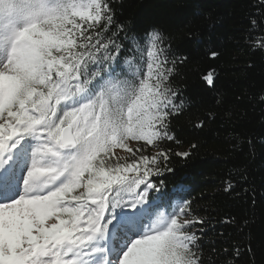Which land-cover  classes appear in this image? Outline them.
<instances>
[{"label": "snow or ice", "instance_id": "6c2138e0", "mask_svg": "<svg viewBox=\"0 0 264 264\" xmlns=\"http://www.w3.org/2000/svg\"><path fill=\"white\" fill-rule=\"evenodd\" d=\"M261 23L250 21L254 31ZM5 29L0 264H207L205 221L191 202L150 198L174 171L170 148L144 154L145 145L174 140L178 94L163 36L147 32L126 54L108 0H0ZM205 79L213 83L211 73Z\"/></svg>", "mask_w": 264, "mask_h": 264}, {"label": "trees", "instance_id": "16d2710c", "mask_svg": "<svg viewBox=\"0 0 264 264\" xmlns=\"http://www.w3.org/2000/svg\"><path fill=\"white\" fill-rule=\"evenodd\" d=\"M108 2L115 22L124 25L117 42L126 54L156 30L173 68L169 82L178 94L177 111L169 129L174 140L158 141L159 147L145 145L144 154L170 148L168 167L174 171L159 178L164 182L161 191L150 198L182 197L191 202L192 211L205 221L200 243L207 264H264V48L256 46L257 37L264 36V23L255 31L250 25L254 18L264 22V3ZM8 31L0 32V42H7ZM137 60L146 71L139 54ZM209 73L211 85L205 79ZM142 143L131 141L129 147ZM119 151L122 162L130 163L131 154L114 149ZM185 151L191 153L187 158L174 154ZM227 183L233 187L225 191Z\"/></svg>", "mask_w": 264, "mask_h": 264}, {"label": "rangeland", "instance_id": "374dc122", "mask_svg": "<svg viewBox=\"0 0 264 264\" xmlns=\"http://www.w3.org/2000/svg\"><path fill=\"white\" fill-rule=\"evenodd\" d=\"M116 156H124L123 153H121L120 151L119 152H115Z\"/></svg>", "mask_w": 264, "mask_h": 264}]
</instances>
